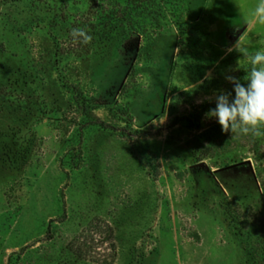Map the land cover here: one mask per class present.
<instances>
[{"label":"rangeland","instance_id":"obj_1","mask_svg":"<svg viewBox=\"0 0 264 264\" xmlns=\"http://www.w3.org/2000/svg\"><path fill=\"white\" fill-rule=\"evenodd\" d=\"M257 3L0 0V264H264V138L206 116Z\"/></svg>","mask_w":264,"mask_h":264},{"label":"clouds","instance_id":"obj_2","mask_svg":"<svg viewBox=\"0 0 264 264\" xmlns=\"http://www.w3.org/2000/svg\"><path fill=\"white\" fill-rule=\"evenodd\" d=\"M251 16L252 22L264 25V0H258ZM73 35L82 37L84 43L91 40V36L85 35L82 30H74ZM235 50L251 65L246 83H241L234 76H226L233 89L221 90L215 96V108L206 113V116L215 119L225 134L264 138V50L249 54L239 42L235 45Z\"/></svg>","mask_w":264,"mask_h":264}]
</instances>
